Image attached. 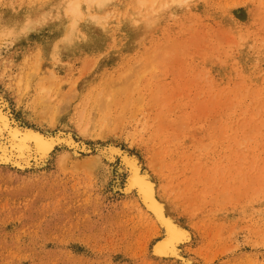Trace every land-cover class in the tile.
Segmentation results:
<instances>
[{"label": "rangeland", "instance_id": "rangeland-1", "mask_svg": "<svg viewBox=\"0 0 264 264\" xmlns=\"http://www.w3.org/2000/svg\"><path fill=\"white\" fill-rule=\"evenodd\" d=\"M0 108V264H264V0H0Z\"/></svg>", "mask_w": 264, "mask_h": 264}, {"label": "bare ground", "instance_id": "bare-ground-1", "mask_svg": "<svg viewBox=\"0 0 264 264\" xmlns=\"http://www.w3.org/2000/svg\"><path fill=\"white\" fill-rule=\"evenodd\" d=\"M94 1L95 0H87V3L92 4ZM71 3H72V1H71ZM68 5H69V2L67 3V7H68ZM65 10L66 11L69 10V7ZM70 10L74 11V7L71 6ZM70 13H72V12H70ZM149 13L147 14V16L149 15ZM65 15H66V12H65ZM147 19L148 18H146L145 21H147ZM95 23H97V22H95ZM4 133L7 134V136L9 137L11 142H14V143H12V145L10 147H12L16 150V152L19 154L18 156L20 158L22 157V154H24V152L28 151L27 149H29V146H28L29 143L32 144L33 151H34V153H36V155H38V158L45 157L49 153V151H51L52 147L56 143L55 142L56 139L54 140L53 138L44 137V135L37 133V132H34V131H26V132L20 131L17 127H14L10 124L7 114L4 113L3 110L0 108V135H2ZM10 141H9V143H10ZM72 143L73 142L71 140H69L67 142V144L70 146L73 145ZM82 148H84V147H82ZM4 160H6L5 157H4ZM126 163L128 164L127 166L129 167V170H128L129 175H128V179L126 182V184H127L126 189L125 188L124 189L126 190L127 193L135 191V194L138 196L139 200L141 199V202H143L145 207L148 208V211H151L153 213V215L156 218V222L161 224V226L165 229V232H166L165 233L166 236L163 239H161L160 241H158L157 243H155L154 246L152 247L153 248V250H151L152 254L159 259H168L171 257L175 258L176 256L178 258V255H177L178 247L180 245L188 242V240H189L188 234L185 233L183 230L180 231V230L176 229L169 220L164 221V219H163L164 218V215H163L164 209L162 210L161 207L158 206L159 204L156 203L155 190H154L152 184L150 183L149 180H147L140 173L138 166L134 162L126 161ZM15 164H16V162H15ZM18 165L19 164L17 163V166ZM143 204H142V206H143ZM145 210H147V209H145ZM153 224H155V223H153ZM159 227H160V225H159Z\"/></svg>", "mask_w": 264, "mask_h": 264}]
</instances>
